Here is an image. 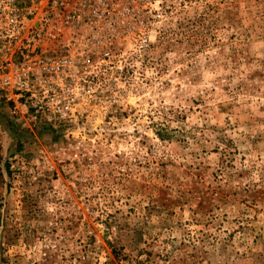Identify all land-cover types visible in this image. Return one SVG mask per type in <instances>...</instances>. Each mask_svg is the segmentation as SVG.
<instances>
[{
    "label": "rangeland",
    "instance_id": "374dc122",
    "mask_svg": "<svg viewBox=\"0 0 264 264\" xmlns=\"http://www.w3.org/2000/svg\"><path fill=\"white\" fill-rule=\"evenodd\" d=\"M56 10L92 97L63 126L0 95V264H264V0Z\"/></svg>",
    "mask_w": 264,
    "mask_h": 264
},
{
    "label": "built area",
    "instance_id": "2783aa9c",
    "mask_svg": "<svg viewBox=\"0 0 264 264\" xmlns=\"http://www.w3.org/2000/svg\"><path fill=\"white\" fill-rule=\"evenodd\" d=\"M80 14L65 12L63 21ZM55 15L56 0H0V95L29 121L69 126L84 117L92 76L84 51L41 49L43 36L55 38Z\"/></svg>",
    "mask_w": 264,
    "mask_h": 264
}]
</instances>
